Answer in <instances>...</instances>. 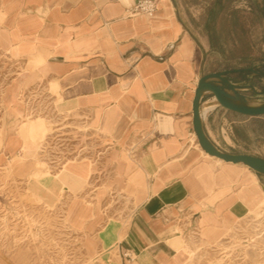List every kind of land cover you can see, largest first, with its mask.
<instances>
[{
  "label": "crops",
  "instance_id": "1",
  "mask_svg": "<svg viewBox=\"0 0 264 264\" xmlns=\"http://www.w3.org/2000/svg\"><path fill=\"white\" fill-rule=\"evenodd\" d=\"M135 1L0 0V52L20 66L2 102L16 114L31 112L33 102L45 110L51 99L59 112L89 123L115 151L114 168L130 208L123 226L108 225L101 206L108 192L83 186L96 173L88 165L87 174L75 175L81 182L74 183L78 190L71 198L79 205L69 208L65 223L82 256L97 261L114 248L120 264H182V237L191 223L200 222L214 236L221 222L248 214L243 191L245 196L257 188L264 195L258 173L205 153L192 128L202 74L264 69V0H160L152 16L133 15ZM242 37L262 38L261 52L238 57L249 65L231 66L228 55L233 45H244ZM251 75L228 77L241 83ZM200 112L205 133L222 150L238 142L239 126L264 116L227 110L210 94L202 97ZM87 196L95 200L84 201ZM0 264L32 261L24 251L0 249Z\"/></svg>",
  "mask_w": 264,
  "mask_h": 264
},
{
  "label": "rangeland",
  "instance_id": "2",
  "mask_svg": "<svg viewBox=\"0 0 264 264\" xmlns=\"http://www.w3.org/2000/svg\"><path fill=\"white\" fill-rule=\"evenodd\" d=\"M257 33L252 23V35ZM262 40L238 39L244 45L232 46L227 64L249 65L238 61V57L250 53L258 56ZM19 71L12 55L1 51L0 249L10 255L24 251L32 264H120L114 248L108 250L110 256L97 261L82 256L81 247L70 239L66 225L69 208L79 205L78 199L71 198L78 190L75 185L81 182L75 175L83 177L89 165L96 176L83 186L108 192L101 201L105 220L108 225L123 226L131 199L123 196L124 187L114 168L115 151L99 140L98 132L89 123L79 122L71 113L59 112L57 102L55 108L51 99L44 102L45 110L35 109L33 102L29 103L31 112L9 113L2 97L6 83ZM248 80L257 89L264 88V77L251 75ZM261 101L264 93L253 96V102ZM235 135L238 142L225 144V151L264 158V116L248 127L239 126ZM7 142L15 149L10 150ZM220 144L223 145L221 141ZM257 178L264 187V176L258 174ZM82 199L90 203L95 200L89 196ZM248 207L244 217L221 222L214 236L200 222L191 223L182 237L186 254L182 264H264V198Z\"/></svg>",
  "mask_w": 264,
  "mask_h": 264
},
{
  "label": "water",
  "instance_id": "3",
  "mask_svg": "<svg viewBox=\"0 0 264 264\" xmlns=\"http://www.w3.org/2000/svg\"><path fill=\"white\" fill-rule=\"evenodd\" d=\"M233 72H250L254 75L264 76V69L252 67L223 69L202 74L197 81L192 100V128L200 148L205 153L224 162L245 165L264 176V158L247 153L222 150L213 143L203 129L200 108L204 94H210L218 105L232 112L244 116L264 115V101L253 102V96L262 95L264 88L257 89L247 82L236 83L231 81L228 75Z\"/></svg>",
  "mask_w": 264,
  "mask_h": 264
},
{
  "label": "built area",
  "instance_id": "4",
  "mask_svg": "<svg viewBox=\"0 0 264 264\" xmlns=\"http://www.w3.org/2000/svg\"><path fill=\"white\" fill-rule=\"evenodd\" d=\"M160 0H136L132 6L133 15L152 16Z\"/></svg>",
  "mask_w": 264,
  "mask_h": 264
},
{
  "label": "bare ground",
  "instance_id": "5",
  "mask_svg": "<svg viewBox=\"0 0 264 264\" xmlns=\"http://www.w3.org/2000/svg\"><path fill=\"white\" fill-rule=\"evenodd\" d=\"M216 159H218L219 161H223V160H221V159H219V158H216ZM74 162V161H73ZM231 163V162H230ZM70 164V163H69ZM67 167V166H66ZM246 166H244V168H245ZM67 169V168H66ZM66 169H65V171H66ZM69 171V170H68ZM72 172V171H71ZM74 172V171H73ZM253 181H255V180H253ZM260 197H262V198H264V195H262V196H260L259 195V192H258V190H257V188H253V189H251L250 190V192H249V194H247V195H245V196H242L241 198L243 199V200H245V202H247V204L249 205H251L252 203H256L258 200H259V198Z\"/></svg>",
  "mask_w": 264,
  "mask_h": 264
}]
</instances>
